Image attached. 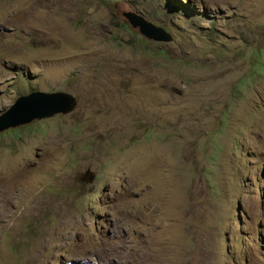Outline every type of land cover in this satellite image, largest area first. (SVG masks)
Wrapping results in <instances>:
<instances>
[{
	"label": "rangeland",
	"instance_id": "1",
	"mask_svg": "<svg viewBox=\"0 0 264 264\" xmlns=\"http://www.w3.org/2000/svg\"><path fill=\"white\" fill-rule=\"evenodd\" d=\"M32 92L76 108L0 131V264H264V0H0Z\"/></svg>",
	"mask_w": 264,
	"mask_h": 264
},
{
	"label": "water",
	"instance_id": "2",
	"mask_svg": "<svg viewBox=\"0 0 264 264\" xmlns=\"http://www.w3.org/2000/svg\"><path fill=\"white\" fill-rule=\"evenodd\" d=\"M133 29L152 42L168 43L172 41L171 35L163 28L155 26L143 17L133 13L122 14ZM76 108L75 98L65 92H32L20 96L13 105L0 116V131L12 129L34 120L51 118L55 115H67Z\"/></svg>",
	"mask_w": 264,
	"mask_h": 264
},
{
	"label": "bare ground",
	"instance_id": "3",
	"mask_svg": "<svg viewBox=\"0 0 264 264\" xmlns=\"http://www.w3.org/2000/svg\"><path fill=\"white\" fill-rule=\"evenodd\" d=\"M15 179V178H14Z\"/></svg>",
	"mask_w": 264,
	"mask_h": 264
}]
</instances>
